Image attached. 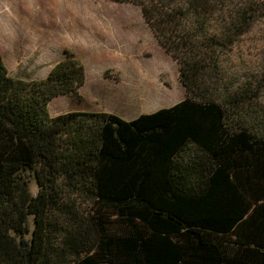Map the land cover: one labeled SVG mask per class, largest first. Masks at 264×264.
Returning <instances> with one entry per match:
<instances>
[{
  "label": "trees",
  "instance_id": "1",
  "mask_svg": "<svg viewBox=\"0 0 264 264\" xmlns=\"http://www.w3.org/2000/svg\"><path fill=\"white\" fill-rule=\"evenodd\" d=\"M110 1L141 9L184 97L52 116L80 59L26 81L0 52V264H264V46L231 58L264 0Z\"/></svg>",
  "mask_w": 264,
  "mask_h": 264
},
{
  "label": "rangeland",
  "instance_id": "2",
  "mask_svg": "<svg viewBox=\"0 0 264 264\" xmlns=\"http://www.w3.org/2000/svg\"><path fill=\"white\" fill-rule=\"evenodd\" d=\"M8 2L12 11L4 16L11 23L0 26V52L11 77L43 79L66 49L85 67L80 99L53 98L50 115L104 110L131 119L184 97L178 63L159 45L138 6L110 0ZM263 46L264 24H258L233 47L231 58L256 63Z\"/></svg>",
  "mask_w": 264,
  "mask_h": 264
},
{
  "label": "clouds",
  "instance_id": "3",
  "mask_svg": "<svg viewBox=\"0 0 264 264\" xmlns=\"http://www.w3.org/2000/svg\"><path fill=\"white\" fill-rule=\"evenodd\" d=\"M12 11V4L8 2V0H3L2 3H0V26L10 24L11 21L4 16L5 13H11ZM7 35V33H5Z\"/></svg>",
  "mask_w": 264,
  "mask_h": 264
}]
</instances>
